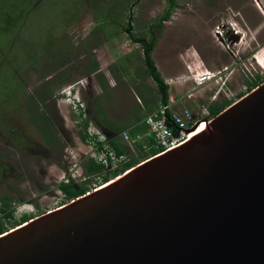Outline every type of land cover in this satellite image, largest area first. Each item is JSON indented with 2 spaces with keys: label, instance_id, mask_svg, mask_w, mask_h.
<instances>
[{
  "label": "rangeland",
  "instance_id": "obj_1",
  "mask_svg": "<svg viewBox=\"0 0 264 264\" xmlns=\"http://www.w3.org/2000/svg\"><path fill=\"white\" fill-rule=\"evenodd\" d=\"M127 1L120 21L128 26L131 16L134 18L129 31L118 20L95 29L102 18V5L109 19L107 13L117 9L116 0H36L32 13L25 15L27 19L30 14L26 23L15 31L11 61L4 64L8 59L5 56L0 67V162L7 166L0 173V196L13 198L16 219L25 213L37 216L67 203L58 184L76 169L77 159L84 175L83 163L93 158V148L82 141L74 120L79 114L72 103L76 98L72 95L67 100L65 87H80L86 109L88 98L100 96L104 115L120 125L134 121L135 115H148L159 104L160 95L146 70L142 47L130 37L132 33L150 36L151 23L158 21L169 3ZM176 1L171 16L155 29L158 40L153 52L165 80L173 79L169 92L175 99L174 107L198 112L199 102H212L214 90L219 94L214 101L239 99L248 92V76L264 72V0ZM231 29L241 31V36L236 39L230 33L227 37ZM84 49H91L90 57L97 69L90 76L85 75L84 65L90 58ZM62 55L78 65L83 61L84 65L75 67L70 77L61 78L65 83L60 85L55 68L64 69ZM13 66L22 69L23 79H14L10 73ZM200 68L221 71L220 76L225 72L223 90L217 89L221 85L215 81L199 91L192 89V80L186 82V77ZM99 73L106 76L104 88ZM45 85L54 94L40 105L60 129L54 146L46 142L38 127L40 122L32 121L29 111L31 98L44 92ZM191 91L196 97L186 98ZM98 122H90V126L106 131ZM93 177L91 174L85 181L72 180L90 185L91 191Z\"/></svg>",
  "mask_w": 264,
  "mask_h": 264
},
{
  "label": "water",
  "instance_id": "obj_2",
  "mask_svg": "<svg viewBox=\"0 0 264 264\" xmlns=\"http://www.w3.org/2000/svg\"><path fill=\"white\" fill-rule=\"evenodd\" d=\"M0 264H264V81L163 153L0 234Z\"/></svg>",
  "mask_w": 264,
  "mask_h": 264
},
{
  "label": "trees",
  "instance_id": "obj_3",
  "mask_svg": "<svg viewBox=\"0 0 264 264\" xmlns=\"http://www.w3.org/2000/svg\"><path fill=\"white\" fill-rule=\"evenodd\" d=\"M124 1L125 2H123L122 0H116V4L114 7H116L117 9H115L114 11L111 10L107 13L110 17L109 19L105 18V7L104 5H102V11L100 12L102 18H98L100 21L95 29H101V26L105 24H110L109 22L114 23L118 20L120 25L123 26L125 30L129 31L131 27V21L134 20V18L131 16L132 19H130L128 26H125L124 23L120 21L121 16L123 15L122 12L124 11L125 3L128 2L127 0ZM35 2L36 0H0V64L5 60V56H7L8 59L6 60V62H4V64L11 61L12 57L10 48L15 45V42L17 40L15 36V31L17 29H21L24 22L26 23L27 19L32 13V10L34 9ZM108 3L109 2H107V4ZM168 3L169 5L166 12L158 19V21L151 23L149 27L150 36H139L136 33H132L130 37L133 42H136L142 47V59L147 67L148 74L153 78V80H155V83L160 93L161 101L159 106L161 104H167L169 102L170 94L169 85L166 83L165 78L157 67L156 61L153 56V52L158 40V35L155 33V29L158 27H162L164 21L171 16L172 10L177 6L176 0H168ZM29 12L30 14L28 18L25 19V15ZM117 13H119V15H115ZM84 52L85 54H88L90 58L87 61V64L85 63V65L83 64V61L80 65L75 64L73 63L74 61L72 60V58L69 59L66 55H62L64 57V61L61 62V65H63L64 69L62 71H59L60 67L59 69L55 68L56 77H59L58 81L60 85L65 83V79L61 78L65 76L70 77L71 71L77 66L83 67L84 65L86 71L85 75L88 76L96 72L97 69L93 63V59L90 57L91 49H84ZM2 65L3 64H1L0 67ZM21 71L22 69L13 66L10 73L14 77V79H23ZM248 77L250 79V83L247 89L248 91H250L251 89H253L264 81V72L262 74H257ZM98 78L103 88L106 87V76L103 73H99ZM49 88L47 85H45L43 87L44 92L39 91L34 96V98H31V108L29 111L31 112L32 121H35L36 123L40 122V125L38 127L39 130L43 132L42 135L46 139V142H48L49 145L54 146L59 140L58 138L60 136V129L55 124L52 115L49 113V111L44 109L40 105V103H43L45 97H51L54 94L51 88ZM244 94L245 93H242L239 97L243 96ZM233 102V99L225 98L222 100L207 102L206 107L209 111L210 116L214 117ZM41 110L43 111L40 112ZM146 117L147 115H144V119H146ZM141 118L143 117H141L140 115H136V120L130 124H127L126 126L112 124L110 122L108 125L106 123L108 121L105 118L104 110L102 109L101 97L93 96L91 98H88L86 111H79V114L74 118V120H76L77 122V125L80 127L79 134L82 141L90 142L92 139L98 138V136L96 135L94 137L90 136L88 132L90 122H94L97 120L105 127V129H114L113 133L107 134V142L116 150L118 154H126L128 157L127 161H125L122 165H120V167L114 170H108L107 168H105L104 165L97 162L94 158H89L83 163L86 175L89 176L91 174L106 172L103 182H107L157 152V150L155 149L151 151V154H147L144 152L143 145L146 143H150L151 138H147L146 134L149 131V127L145 121H141ZM124 130H127L129 136L132 139H136L137 135L139 134L142 135L141 139L135 140L133 150L127 145V143L125 144L122 142V140L119 139V136ZM101 145L102 142L97 141L98 148H101ZM0 166L3 167L0 168V173H2L5 169L4 167L7 168V166L6 164H3L1 162ZM58 189L64 194L65 200L67 202L80 195L85 194L91 189V187L90 185H86L85 183H78L74 180H70L68 182H60L58 184ZM15 211L16 205L14 204L13 198L7 195L0 196V234H3L6 231L18 226L19 224L31 219L32 217H35L32 216V214L25 213L19 219H16Z\"/></svg>",
  "mask_w": 264,
  "mask_h": 264
},
{
  "label": "built area",
  "instance_id": "obj_4",
  "mask_svg": "<svg viewBox=\"0 0 264 264\" xmlns=\"http://www.w3.org/2000/svg\"><path fill=\"white\" fill-rule=\"evenodd\" d=\"M239 33H241V31H233L234 35ZM220 73L221 71L206 69L195 72L194 75L186 77V82L192 80L197 86H205L209 82L215 81L217 84L221 85L219 87H223L226 81L222 78V76L219 75ZM168 82H173V79H169ZM82 85H85V81H82ZM80 92L82 93L80 87L76 85H69L63 90V93L67 95V100L71 99L70 96H75L76 100H73L72 102L75 110L86 111V107L83 104ZM195 95L196 94L191 91L189 92L188 97L193 98L196 97ZM215 95L217 96V93H215ZM174 102L175 99L170 97L167 104H161L159 107L151 111L145 119V122L149 127V134L152 136L153 140L151 143H146L143 145L144 152L151 154L153 149L157 150L155 154L149 156L147 159L163 153L172 146L206 127L212 118L207 107L203 106V104L200 102L199 104L201 109L197 114L193 113V111L189 108H184L180 111L174 110L172 107ZM78 103H80L81 107H79ZM88 132L90 136H98V138L92 139L90 142H86L93 148V153L91 156H93L97 162L104 165L105 168L108 170H114L127 161L128 156L126 154H118L116 150L107 142V135L101 129L94 126H89ZM123 139L133 150L135 140L141 139V136L137 135L136 139H132L127 132H124ZM97 141L102 142L101 148H98ZM80 171L81 165L77 159L76 169L74 167L70 173H67L63 181L68 182L72 179H79L81 181L87 180L89 176H86L85 174L83 175V173ZM105 175L106 172L94 174V181L92 182L94 187L92 189H95L98 186L106 183L103 182Z\"/></svg>",
  "mask_w": 264,
  "mask_h": 264
},
{
  "label": "crops",
  "instance_id": "obj_5",
  "mask_svg": "<svg viewBox=\"0 0 264 264\" xmlns=\"http://www.w3.org/2000/svg\"><path fill=\"white\" fill-rule=\"evenodd\" d=\"M141 56H142V55H141ZM144 64H145V63H144ZM145 66H146V65H145ZM157 67H158V66H157ZM206 69H207V68H205V69L200 68V69L196 70V72L203 71V70H206ZM146 70H147V67H146ZM147 72H148V70H147ZM148 75H149V74H148ZM222 78L225 79V81H226V76L223 74V72H222ZM165 81H166V83L169 85V90H170V89H171V86H172L171 83H169V82L167 81V79H166ZM190 83H191V82H190ZM209 83H210V82H209ZM209 83L206 84L205 86H204V85L197 86V85H195V83L192 81L191 84H192V89H193V88H194L195 90L198 89V91H199V89H203V88L208 87V86H209ZM112 86H113V85H112ZM156 86H157V85H156ZM217 86H218V85H217ZM220 88H221V90H223V87H219V86H218L217 89L219 90ZM157 89H158V88H157ZM218 90H217V91H218ZM215 91H216V90L213 91V95H212V97H211V101H214L215 99H217V97H218V95H219V94H218V95L216 96L215 93H217V92H215ZM158 92H159V90H158ZM169 94H170V92H169ZM159 95H160V93H159ZM187 96H188V94L186 95V98H189V97H187ZM195 96H196V95H195ZM183 98H184V97H182V98H180V99L183 100ZM193 98H195V97H193ZM197 98H198V97H197ZM160 99H161V98H160ZM180 99H179V101H181ZM199 100L201 101V99H199ZM160 101H161V100H160ZM160 101H159V104H160ZM196 101H197V103H198V100H196ZM201 102H202V101H201ZM159 104L156 105V107H155L154 109H156V108L159 106ZM202 104H203V106L206 107V104H204L203 102H202ZM172 107H173L174 110H179V111L182 110V109H184V108H187V107H183V108H181V109H176V108L174 107V104H173ZM154 109H152V111H153ZM200 109H201V107L199 108L198 112L200 111ZM198 112H193V113L197 114ZM144 115H146V114H142V115H141V117H143V118H141V121H142V122L145 121V119H144ZM135 117H136V115H135ZM105 118H106V120L108 121V122H106L108 125H109V122L112 123V124H117V125L119 124V123H117L115 120L108 119L106 116H105ZM135 120H136V118H135ZM135 120H134V121H135ZM134 121H132V122H134ZM132 122H128V124H130V123H132ZM135 123H138V122H135ZM119 125H120V124H119ZM121 126H126V125H121ZM102 131H103V130H102ZM103 132L107 135V134H109V133H113V132H114V129H113V128H112V129H111V128H108V129H106V131H103ZM124 132H127V130L122 131L121 135L119 136V139L122 140V142L126 144V142H125L124 139H123V133H124ZM127 133H128V132H127ZM139 135H140V134H139ZM107 136H108V135H107ZM140 136L142 137V135H140ZM146 136H147V138H151V142H152L153 138H152V136L149 134V131H148V133L146 134ZM151 142H150V143H151Z\"/></svg>",
  "mask_w": 264,
  "mask_h": 264
},
{
  "label": "flooded vegetation",
  "instance_id": "obj_6",
  "mask_svg": "<svg viewBox=\"0 0 264 264\" xmlns=\"http://www.w3.org/2000/svg\"><path fill=\"white\" fill-rule=\"evenodd\" d=\"M230 33H231V35L234 36V38H235V35L233 34V29H231V32H230V31H227V32H226L227 37L230 35ZM236 35H239V34H236ZM240 36H241V35H239V37H240Z\"/></svg>",
  "mask_w": 264,
  "mask_h": 264
},
{
  "label": "clouds",
  "instance_id": "obj_7",
  "mask_svg": "<svg viewBox=\"0 0 264 264\" xmlns=\"http://www.w3.org/2000/svg\"><path fill=\"white\" fill-rule=\"evenodd\" d=\"M225 75V72L223 73ZM222 76V75H221Z\"/></svg>",
  "mask_w": 264,
  "mask_h": 264
}]
</instances>
